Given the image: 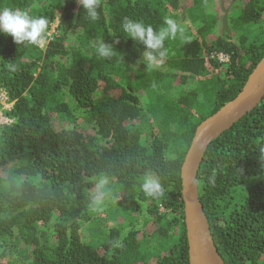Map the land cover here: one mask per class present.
Returning <instances> with one entry per match:
<instances>
[{
	"label": "trees",
	"instance_id": "1",
	"mask_svg": "<svg viewBox=\"0 0 264 264\" xmlns=\"http://www.w3.org/2000/svg\"><path fill=\"white\" fill-rule=\"evenodd\" d=\"M99 3L93 21L78 0H0L49 21L45 47L0 33V88L14 102L5 111L13 122L0 127V264H190L181 167L196 128L264 58V40L250 35L255 27L264 35V0H238L222 37L206 0ZM168 17L185 31L161 50L123 30L125 18L159 30ZM101 42L113 57L97 55ZM261 146L264 99L210 145L198 174L225 264H264ZM148 171L162 196L142 193ZM100 177L112 198L94 212Z\"/></svg>",
	"mask_w": 264,
	"mask_h": 264
},
{
	"label": "water",
	"instance_id": "2",
	"mask_svg": "<svg viewBox=\"0 0 264 264\" xmlns=\"http://www.w3.org/2000/svg\"><path fill=\"white\" fill-rule=\"evenodd\" d=\"M264 99V58L235 99L222 106L196 128L181 167L182 197L190 264H225L216 247L200 199L198 174L210 145L230 130Z\"/></svg>",
	"mask_w": 264,
	"mask_h": 264
},
{
	"label": "clouds",
	"instance_id": "3",
	"mask_svg": "<svg viewBox=\"0 0 264 264\" xmlns=\"http://www.w3.org/2000/svg\"><path fill=\"white\" fill-rule=\"evenodd\" d=\"M78 3L85 9L87 16L95 21L98 19L97 9L100 7L99 0H78ZM164 26L159 30L151 25H146L135 19L125 18L123 30L129 37L143 42L149 50L163 49L166 39H176L179 35L183 37L184 27L173 18H165ZM49 21L43 16H35L28 11L14 9L10 7H0V33L11 36L16 44H31L39 46L45 43V37L48 34L46 29ZM97 55L102 58H111L115 55L110 45L99 43L96 48ZM165 53L159 51V56ZM147 60L156 65L159 63L153 51L146 53ZM9 67L14 69L13 65ZM258 159L264 168V146L258 149ZM107 177H100L95 185V193L92 196V209L94 212H102L105 205L111 200V190L108 187ZM142 193L146 197L157 198L164 194V187L161 179L153 172L148 171L142 177L140 184Z\"/></svg>",
	"mask_w": 264,
	"mask_h": 264
},
{
	"label": "rangeland",
	"instance_id": "4",
	"mask_svg": "<svg viewBox=\"0 0 264 264\" xmlns=\"http://www.w3.org/2000/svg\"><path fill=\"white\" fill-rule=\"evenodd\" d=\"M207 1V15L213 16L217 18L216 29L214 31L216 37H222L229 32V20L232 17L233 13L238 10V0H206ZM234 16V15H233ZM188 23L185 17H181V22ZM57 23L53 25L52 33H54ZM253 38H257L259 41L264 40V35L261 33V29L259 27H255L251 29V33ZM45 47V44L43 46ZM196 84L193 81H189L188 85L185 86L186 89L196 88ZM184 88V87H183ZM203 99V96H200ZM210 108L206 107L201 110V115L206 113ZM108 222L113 223V221L109 220ZM102 223L97 221V225L95 227H100Z\"/></svg>",
	"mask_w": 264,
	"mask_h": 264
},
{
	"label": "built area",
	"instance_id": "5",
	"mask_svg": "<svg viewBox=\"0 0 264 264\" xmlns=\"http://www.w3.org/2000/svg\"><path fill=\"white\" fill-rule=\"evenodd\" d=\"M42 46V45H41ZM217 61L223 64L230 62V57L223 53H215L213 56ZM0 105L2 110H0V127L4 125H10L13 120L5 115V111H11L14 106V102L8 96V93L0 88Z\"/></svg>",
	"mask_w": 264,
	"mask_h": 264
}]
</instances>
